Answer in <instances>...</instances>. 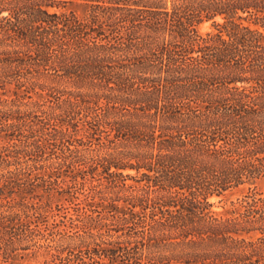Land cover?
I'll list each match as a JSON object with an SVG mask.
<instances>
[{"label": "trees", "instance_id": "1", "mask_svg": "<svg viewBox=\"0 0 264 264\" xmlns=\"http://www.w3.org/2000/svg\"><path fill=\"white\" fill-rule=\"evenodd\" d=\"M0 264H264V0H0Z\"/></svg>", "mask_w": 264, "mask_h": 264}, {"label": "rangeland", "instance_id": "2", "mask_svg": "<svg viewBox=\"0 0 264 264\" xmlns=\"http://www.w3.org/2000/svg\"><path fill=\"white\" fill-rule=\"evenodd\" d=\"M210 29V24L208 22L202 23L199 25V30L201 32L208 31ZM243 194L242 191L234 190L231 191L227 197V199H223L219 201V198H213L214 202L213 209L217 212H224V210L228 207L230 200H236V198L240 197Z\"/></svg>", "mask_w": 264, "mask_h": 264}]
</instances>
